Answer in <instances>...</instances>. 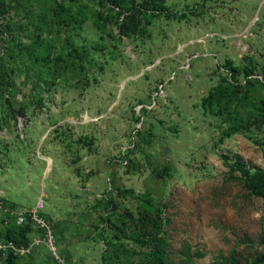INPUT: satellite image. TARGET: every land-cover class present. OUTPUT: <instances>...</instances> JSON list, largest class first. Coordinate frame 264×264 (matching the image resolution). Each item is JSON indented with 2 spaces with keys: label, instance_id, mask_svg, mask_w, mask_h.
I'll list each match as a JSON object with an SVG mask.
<instances>
[{
  "label": "rangeland",
  "instance_id": "1",
  "mask_svg": "<svg viewBox=\"0 0 264 264\" xmlns=\"http://www.w3.org/2000/svg\"><path fill=\"white\" fill-rule=\"evenodd\" d=\"M3 1L0 198L38 209L64 264H140L145 249L125 238L135 225L121 214L154 209L168 264H184L187 245L204 255L195 264L264 253V201L221 158L264 169V126L222 136L259 112L264 82L238 88L247 99L231 116L201 107L227 85V62L262 79L264 0H122L166 9L140 13L126 33L125 14L100 0H65L59 16L53 0ZM236 78L244 86V72ZM12 221L0 213V230ZM38 249L18 262L58 264Z\"/></svg>",
  "mask_w": 264,
  "mask_h": 264
},
{
  "label": "trees",
  "instance_id": "2",
  "mask_svg": "<svg viewBox=\"0 0 264 264\" xmlns=\"http://www.w3.org/2000/svg\"><path fill=\"white\" fill-rule=\"evenodd\" d=\"M65 0H53L55 8L53 13L56 16L60 15L61 10L64 8ZM75 1V0H70ZM118 0H100V4H108L113 6L114 10L117 11L118 15L125 14L124 21L120 24L119 30L122 33H126L127 22L139 21L140 13L155 12L160 14L166 9L162 5H135L128 8H124ZM145 4H147L145 2ZM113 8L111 11H113ZM5 11V3L3 0H0V21L3 19ZM112 15V14H111ZM109 13H99V17L102 20H107L112 18ZM109 16V17H108ZM60 19V18H59ZM61 20V19H60ZM70 21V20H69ZM72 22V21H70ZM76 22V21H75ZM61 23H64L61 20ZM1 27V25H0ZM1 42V39H0ZM1 60V59H0ZM224 71L227 73V77L224 80L226 86L219 84L210 89L207 96L204 97L201 101V107L204 111L213 114L215 108H217L218 113L232 115L230 109L237 105L238 108H243L244 103L247 99V94L242 97H238V88L241 87H251L255 83L264 82V72H262V79L255 78L254 68L244 67L242 71L239 68H235L231 65L230 62H227V65L222 66ZM241 72H244V86H241V82L237 81V75ZM2 76H0L1 79ZM253 81V82H252ZM223 83V81H222ZM237 84L236 86H234ZM261 84V83H260ZM259 112L255 115L245 114L242 115L243 118H235V123L223 131L222 136L228 138L234 134H248L252 129H254L255 124L264 126V99H261ZM237 115L240 114V111L235 112ZM253 120V122L251 121ZM222 137L220 141H222ZM223 163L228 167V173L233 178V180L241 183L243 189L247 191L249 196L256 198H261L264 201V169L259 166L245 162L239 155H233L229 158L226 155H222ZM0 200L10 209H20L15 205H10L6 199ZM122 215V218L132 219L131 221L135 225V231L131 235H125V238L133 241L140 248L145 249V251L140 252L141 262L140 264H168L169 263V254H168V242L164 235V225L165 221L162 216V211L160 209H154L153 211L144 210L140 216L133 219L132 215L125 211ZM13 221L6 225L0 230V240H5L12 242L15 246L26 247L33 238L34 234H42L41 229L34 228L30 221H27L23 225H17L15 217L6 215ZM41 216V215H40ZM108 219H106L107 221ZM262 240L261 243L264 245V215L262 217ZM121 233H124L121 231ZM32 254V253H31ZM12 255L11 252H8L5 256L0 253V264H30V261H24V263L18 262L22 257L33 258L32 255ZM184 255V264H195L193 257L201 258L203 253L199 250L195 252L192 251L191 246H184L183 250ZM32 256V257H31ZM210 264H264V253L257 255L251 260V262L241 263L237 260L233 254L225 257L223 255L216 258Z\"/></svg>",
  "mask_w": 264,
  "mask_h": 264
},
{
  "label": "built area",
  "instance_id": "3",
  "mask_svg": "<svg viewBox=\"0 0 264 264\" xmlns=\"http://www.w3.org/2000/svg\"><path fill=\"white\" fill-rule=\"evenodd\" d=\"M261 80V79H260ZM0 213L15 217L17 225H23L27 221L32 223V226L41 229L43 233L35 235L26 247L15 246L12 242L0 240V253L5 256L8 252L12 255H30L39 247L46 248L58 264H64V261L58 256L55 247V240L51 225L39 215L38 209L25 210V209H10L4 205L0 200Z\"/></svg>",
  "mask_w": 264,
  "mask_h": 264
},
{
  "label": "crops",
  "instance_id": "4",
  "mask_svg": "<svg viewBox=\"0 0 264 264\" xmlns=\"http://www.w3.org/2000/svg\"><path fill=\"white\" fill-rule=\"evenodd\" d=\"M39 251V249L36 250V252Z\"/></svg>",
  "mask_w": 264,
  "mask_h": 264
}]
</instances>
